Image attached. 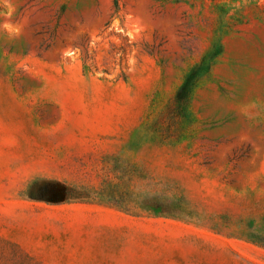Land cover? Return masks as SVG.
Returning a JSON list of instances; mask_svg holds the SVG:
<instances>
[{"label":"rangeland","instance_id":"374dc122","mask_svg":"<svg viewBox=\"0 0 264 264\" xmlns=\"http://www.w3.org/2000/svg\"><path fill=\"white\" fill-rule=\"evenodd\" d=\"M0 264H264V0H0Z\"/></svg>","mask_w":264,"mask_h":264}]
</instances>
